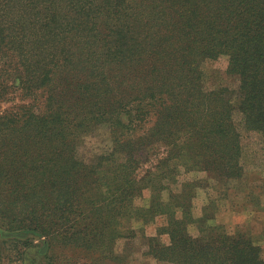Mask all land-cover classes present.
I'll return each instance as SVG.
<instances>
[{
  "label": "trees",
  "instance_id": "obj_1",
  "mask_svg": "<svg viewBox=\"0 0 264 264\" xmlns=\"http://www.w3.org/2000/svg\"><path fill=\"white\" fill-rule=\"evenodd\" d=\"M218 54L229 55L230 72L241 78L237 106L264 141V0H0V102L8 96L11 103L0 114L1 177L26 200L51 203L44 207L64 200L68 222L65 230L47 228L33 208L22 227L87 250L124 235L115 227L128 216L123 213L139 210L134 204L143 188L135 173L152 145L137 154L138 126L154 105L193 116L190 154L221 153L207 169L239 157L240 134L231 120L236 107L227 89L220 100L203 90L202 61ZM172 76L178 84H169L167 100L142 96L150 86L167 90ZM103 125L111 128L114 149L82 160L81 141ZM182 229L174 230L179 236L171 232L167 246L177 264H264L261 248L243 233L214 228L193 239L180 237ZM107 260L120 264L124 257L99 253L97 261Z\"/></svg>",
  "mask_w": 264,
  "mask_h": 264
},
{
  "label": "rangeland",
  "instance_id": "obj_2",
  "mask_svg": "<svg viewBox=\"0 0 264 264\" xmlns=\"http://www.w3.org/2000/svg\"><path fill=\"white\" fill-rule=\"evenodd\" d=\"M229 59V55L218 54L203 60L201 76L204 92L216 93L220 100V94L227 89L226 99H231L236 107L231 120L240 134L239 157L230 162L227 157L224 160L227 166L221 169H207L206 165L213 168V163L221 153L215 150V154L210 152L205 158L192 149L194 153L190 154L188 143L193 140L190 136L195 131L191 121L193 116L181 111L174 114V110L154 105L152 114L139 123L140 132L136 137L140 148L138 155L143 153V145L152 144L144 152L135 173L137 185L143 188L134 204L139 210L129 209L123 213L128 216L121 217L122 226H116L115 232L120 228L126 233L122 235L121 232L111 245L101 246L98 250L72 248L66 246L71 244H67L62 237L52 239L39 231H26L22 226L27 220H32L30 212L33 208L40 216L44 214L39 220H45L47 228L65 230L68 222L62 217L66 214V204L59 199L54 202L56 205L44 207L42 204L51 203L43 198L29 201L21 193L9 189L1 177L6 164L0 161V182H3L2 188L5 189L0 191V264H117L112 260L103 263L97 261L99 253L103 252H109L115 258L123 256L124 260L120 264H177L169 259L167 253V246L172 245L171 232L173 234L177 226L184 228L180 237L189 235L193 239L214 228H220L230 235L243 233L261 248L264 257L263 134L246 126L244 114L237 106L241 78L230 72ZM170 83L178 84L176 76L167 80V90L152 91L153 87L150 86L140 92L142 96L153 93L154 102H161L171 94ZM6 99L8 96H3L0 102V114L3 116L11 107ZM193 110L197 112V108ZM140 111L144 113L143 109ZM122 112V119L128 125L126 110ZM161 113L168 117L161 116ZM207 120L200 119L197 124L201 127ZM162 128H166L167 133L161 131ZM0 141L3 146L5 137ZM112 149L114 141L111 128L103 125L94 133L84 136L78 153L87 162L96 156L109 154ZM124 160L125 156L120 155L119 161ZM236 163L238 171L233 167ZM151 172L156 174L151 176ZM53 194L55 198H64L61 195H65L55 190ZM18 198L20 200L15 201ZM174 234L179 236L178 231Z\"/></svg>",
  "mask_w": 264,
  "mask_h": 264
}]
</instances>
